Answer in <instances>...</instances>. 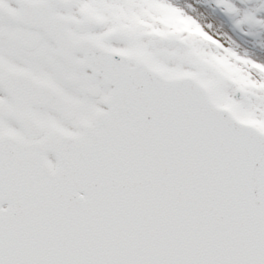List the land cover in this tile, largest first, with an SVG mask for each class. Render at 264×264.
<instances>
[{"label": "snow or ice", "instance_id": "1", "mask_svg": "<svg viewBox=\"0 0 264 264\" xmlns=\"http://www.w3.org/2000/svg\"><path fill=\"white\" fill-rule=\"evenodd\" d=\"M197 8L264 36V0ZM0 264H264V48L184 0H0Z\"/></svg>", "mask_w": 264, "mask_h": 264}, {"label": "bare ground", "instance_id": "2", "mask_svg": "<svg viewBox=\"0 0 264 264\" xmlns=\"http://www.w3.org/2000/svg\"><path fill=\"white\" fill-rule=\"evenodd\" d=\"M188 1V0H184ZM204 19V18H202ZM206 26L210 28L213 32L218 33L225 41L229 42L230 44H234L237 47V50L241 53H244L246 47L251 50V45H249L245 38L238 35L236 32H232L231 35V28L226 26V22L221 20L219 17L208 13L207 18L202 21ZM258 43H261V48H264V36L259 39ZM257 43V44H258ZM260 47V46H258Z\"/></svg>", "mask_w": 264, "mask_h": 264}, {"label": "rangeland", "instance_id": "3", "mask_svg": "<svg viewBox=\"0 0 264 264\" xmlns=\"http://www.w3.org/2000/svg\"><path fill=\"white\" fill-rule=\"evenodd\" d=\"M191 2L193 3V6L191 5ZM186 6L191 7L193 9V11L198 12L199 15L206 19L207 18V14L209 11L205 10V9H198L197 5L199 4H203L206 3V0H188L184 2ZM164 18L169 22V23H174V19L170 14H163ZM202 19V21L204 20Z\"/></svg>", "mask_w": 264, "mask_h": 264}]
</instances>
